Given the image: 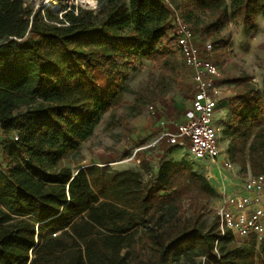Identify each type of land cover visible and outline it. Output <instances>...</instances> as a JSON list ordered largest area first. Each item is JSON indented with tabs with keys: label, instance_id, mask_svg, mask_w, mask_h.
I'll use <instances>...</instances> for the list:
<instances>
[{
	"label": "trees",
	"instance_id": "16d2710c",
	"mask_svg": "<svg viewBox=\"0 0 264 264\" xmlns=\"http://www.w3.org/2000/svg\"><path fill=\"white\" fill-rule=\"evenodd\" d=\"M168 1L212 44L219 70L233 55L225 29L240 22L254 30L264 18V0ZM170 17L161 0H97L94 10L43 14L25 0H0V264H264V240L256 248L222 236L217 214L205 228L206 202L220 197L191 161L165 152L146 184L141 170L79 167L135 58L159 75L106 132L142 113L151 85L163 98L187 74ZM97 73L109 79L106 89ZM230 83L226 154L241 172L264 174V78L262 90L246 73Z\"/></svg>",
	"mask_w": 264,
	"mask_h": 264
},
{
	"label": "rangeland",
	"instance_id": "374dc122",
	"mask_svg": "<svg viewBox=\"0 0 264 264\" xmlns=\"http://www.w3.org/2000/svg\"><path fill=\"white\" fill-rule=\"evenodd\" d=\"M27 6L34 10H39L41 14L44 10H48L52 13H58L65 7L78 6L86 9H96L97 0H88L85 5H81L74 0H50L51 8L47 6L48 0H25ZM224 34L231 36L232 46L231 50L233 55L228 59L227 63L220 70L221 79L219 86L221 89L224 102V107L221 112L216 116V122L220 123L229 111V99L234 96V86L230 83V80L234 76H239L242 73H246L252 77V83L256 85L257 90L263 89L264 78V18H260L257 23V27L254 30H250L243 26L240 22H232L224 31ZM127 77L121 84V92L112 106L109 113L104 115L101 123L96 127L93 136L82 147V154L85 161L79 167H86L91 165L90 162L95 155L110 156L114 161L122 159L127 160L131 157L133 152L140 147L152 144L157 138L155 135H150L146 138L143 136H135V132L141 129L142 126L136 124V119L139 116H148L151 111L149 108L152 106L156 108L164 103L169 102L175 96H178V89L180 81L170 86L168 93L165 97H161V90L155 85L150 86V90L146 93L145 103L146 106L142 113L127 119V124L123 127H119L110 132L105 131L106 124L109 122L112 115L115 117H129L131 113V104L135 101L138 93L143 91L148 86L150 81V75H154L156 78L159 75L158 70L149 61L141 58L134 59V66L128 68ZM96 79L102 89H106L109 84V79L102 73L95 74ZM223 130V129H222ZM143 132V130H142ZM133 140H131L133 137ZM221 146L226 152L228 146V140L220 136ZM160 144V143H159ZM156 145V147L149 150H142L137 154V158L132 162H126L120 165H113L116 170L134 169L141 170L142 182L146 184L156 174L158 165L164 153L168 152L166 159H173L177 161L192 159L189 158V152L183 147H170L166 143L163 145ZM158 146V147H157ZM148 153V154H147ZM146 155V156H145ZM151 157V158H149ZM148 158V160H145ZM220 162L223 161V157H220ZM193 169L202 175H206V171L209 169V163L204 161H191ZM76 168V167H74ZM213 174L220 179L216 167H210ZM242 176H245L247 172H241ZM228 193L233 192V189H226ZM207 208L205 210V228H210L215 225L216 222V208L219 205V201L210 200L206 202ZM192 216L191 204L185 203L183 218H189ZM144 262L148 263V257L143 256ZM199 260L197 261V263ZM203 263V260H202ZM177 264H195L192 262L178 261Z\"/></svg>",
	"mask_w": 264,
	"mask_h": 264
},
{
	"label": "built area",
	"instance_id": "2783aa9c",
	"mask_svg": "<svg viewBox=\"0 0 264 264\" xmlns=\"http://www.w3.org/2000/svg\"><path fill=\"white\" fill-rule=\"evenodd\" d=\"M161 1L171 14L167 29L176 39L179 52L195 83L188 119L176 125L175 132H163L152 144L137 148L127 160L107 165L112 167L132 162L139 152L161 142H166L170 147L186 148L190 159L207 162L218 171L220 179L210 167L205 173L207 179L214 177L221 185L216 214L222 236L230 233L243 245H250L254 240L258 248L264 240V174L248 172L242 176L239 168L229 160L220 142L223 121L217 123L215 120L220 112L222 93L219 86L221 72L210 59L212 44L207 42L201 49L196 44L195 32L185 23L180 12L168 0ZM149 110L154 113V107L151 106ZM220 157H223L222 162L219 161ZM227 188L233 189V192L228 193Z\"/></svg>",
	"mask_w": 264,
	"mask_h": 264
},
{
	"label": "crops",
	"instance_id": "0c3cea01",
	"mask_svg": "<svg viewBox=\"0 0 264 264\" xmlns=\"http://www.w3.org/2000/svg\"><path fill=\"white\" fill-rule=\"evenodd\" d=\"M258 20H257V23H258ZM195 41H196V44L201 49H204V45L205 43H207V41H204L200 37L199 34H196ZM194 91H195V83L192 79V73L190 70H187V74L180 81L177 97L175 96L169 102L164 103L163 105L157 106L156 108H154V113H150L148 116L146 115L139 116V118L136 119V124H139L140 126H142V128L138 129V132H135V136L141 135L144 138H146L153 134L155 135V138H157L163 132H175L176 125L184 123L188 119V113L192 106V98L194 95ZM223 98L224 97L222 96V102L219 107L220 112L224 108L222 104L227 103V101L224 102ZM135 136L131 140L136 138ZM165 143L166 142H161L159 145L163 147ZM147 146L148 145H146V147ZM154 147L156 146L149 147L145 150H149ZM111 158L112 157H110L109 155L108 156L107 155L106 156L95 155L92 158L90 164L91 165L93 164L105 165V164L113 163V159ZM145 160H148V158H146ZM120 161L121 160L114 161V162H120Z\"/></svg>",
	"mask_w": 264,
	"mask_h": 264
},
{
	"label": "water",
	"instance_id": "95a60500",
	"mask_svg": "<svg viewBox=\"0 0 264 264\" xmlns=\"http://www.w3.org/2000/svg\"><path fill=\"white\" fill-rule=\"evenodd\" d=\"M83 168H85V167H82L81 169H83ZM208 181L211 183V185L215 188V190L217 192H219V193L221 192L220 182L216 178L210 177V178H208Z\"/></svg>",
	"mask_w": 264,
	"mask_h": 264
},
{
	"label": "bare ground",
	"instance_id": "6f19581e",
	"mask_svg": "<svg viewBox=\"0 0 264 264\" xmlns=\"http://www.w3.org/2000/svg\"><path fill=\"white\" fill-rule=\"evenodd\" d=\"M74 1H77V2H79L81 5H85L87 2H88V0H74ZM47 6L49 7V8H51V2H50V0H48V2H47Z\"/></svg>",
	"mask_w": 264,
	"mask_h": 264
}]
</instances>
